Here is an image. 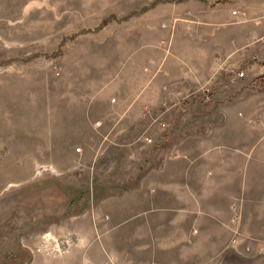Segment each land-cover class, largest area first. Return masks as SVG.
<instances>
[{"label": "rangeland", "instance_id": "rangeland-1", "mask_svg": "<svg viewBox=\"0 0 264 264\" xmlns=\"http://www.w3.org/2000/svg\"><path fill=\"white\" fill-rule=\"evenodd\" d=\"M258 2L0 0V264H264V74L159 77Z\"/></svg>", "mask_w": 264, "mask_h": 264}, {"label": "crops", "instance_id": "crops-1", "mask_svg": "<svg viewBox=\"0 0 264 264\" xmlns=\"http://www.w3.org/2000/svg\"><path fill=\"white\" fill-rule=\"evenodd\" d=\"M247 5L250 16L253 17L250 21L229 22V13L224 11L223 18L220 16L210 20L202 19L188 27L191 32L183 33L184 42L188 47L184 48V51H181V48L176 49V59H169L164 63V72L159 75L161 81H166L174 88L183 89V86L189 83L186 77H192L189 75L192 73H187L184 68L231 67L234 65L232 62L240 55L245 56L239 60L247 66V75L253 77L255 74H264V2L256 3V7L249 3ZM253 33L263 38L262 42H257L255 48L249 47L247 42L249 35ZM252 61L254 64H250Z\"/></svg>", "mask_w": 264, "mask_h": 264}, {"label": "built area", "instance_id": "built-area-1", "mask_svg": "<svg viewBox=\"0 0 264 264\" xmlns=\"http://www.w3.org/2000/svg\"><path fill=\"white\" fill-rule=\"evenodd\" d=\"M234 13H236V11H234ZM78 150H81L80 148Z\"/></svg>", "mask_w": 264, "mask_h": 264}]
</instances>
